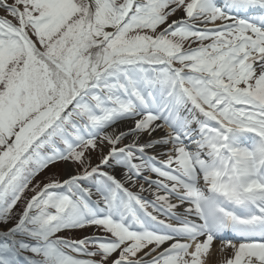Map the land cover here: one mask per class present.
<instances>
[{"label": "snow or ice", "instance_id": "1", "mask_svg": "<svg viewBox=\"0 0 264 264\" xmlns=\"http://www.w3.org/2000/svg\"><path fill=\"white\" fill-rule=\"evenodd\" d=\"M0 264H264V0H0Z\"/></svg>", "mask_w": 264, "mask_h": 264}, {"label": "rangeland", "instance_id": "2", "mask_svg": "<svg viewBox=\"0 0 264 264\" xmlns=\"http://www.w3.org/2000/svg\"><path fill=\"white\" fill-rule=\"evenodd\" d=\"M95 162V161H94ZM64 165H57L56 167L50 169L49 171L59 173L60 175H63ZM48 173L45 172L41 175V177H38V179H43L44 176H46ZM91 231V230H88ZM84 233H76L77 236L83 235Z\"/></svg>", "mask_w": 264, "mask_h": 264}, {"label": "bare ground", "instance_id": "3", "mask_svg": "<svg viewBox=\"0 0 264 264\" xmlns=\"http://www.w3.org/2000/svg\"><path fill=\"white\" fill-rule=\"evenodd\" d=\"M216 244L218 245V244H219V242H216Z\"/></svg>", "mask_w": 264, "mask_h": 264}]
</instances>
